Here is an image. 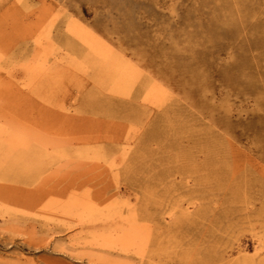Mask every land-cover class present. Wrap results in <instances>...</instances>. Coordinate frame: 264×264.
Wrapping results in <instances>:
<instances>
[{"label": "rangeland", "instance_id": "1", "mask_svg": "<svg viewBox=\"0 0 264 264\" xmlns=\"http://www.w3.org/2000/svg\"><path fill=\"white\" fill-rule=\"evenodd\" d=\"M0 264H264V0H0Z\"/></svg>", "mask_w": 264, "mask_h": 264}, {"label": "bare ground", "instance_id": "2", "mask_svg": "<svg viewBox=\"0 0 264 264\" xmlns=\"http://www.w3.org/2000/svg\"><path fill=\"white\" fill-rule=\"evenodd\" d=\"M177 171H179V172H182V171H180L179 169L177 170ZM56 205H54V204H52V205H50V207H55ZM57 206H59V205H57ZM80 206V204L77 202V201H72V203H71V201H70V204H68L67 205V210H72V209H75V208H77V207H79ZM122 225L123 226V224H124V221L123 220H112V221H110V223H109V225L110 226H113V227H117L118 225ZM119 229H122V228H119ZM130 230V233L131 232H133L132 231V228H130L129 229ZM106 261H108V259H106Z\"/></svg>", "mask_w": 264, "mask_h": 264}]
</instances>
